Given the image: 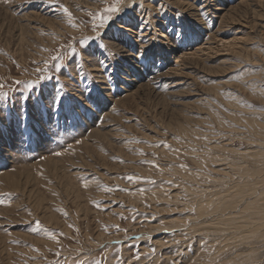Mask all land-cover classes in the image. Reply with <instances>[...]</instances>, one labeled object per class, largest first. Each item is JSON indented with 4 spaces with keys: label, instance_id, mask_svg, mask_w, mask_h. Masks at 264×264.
Listing matches in <instances>:
<instances>
[{
    "label": "rangeland",
    "instance_id": "374dc122",
    "mask_svg": "<svg viewBox=\"0 0 264 264\" xmlns=\"http://www.w3.org/2000/svg\"><path fill=\"white\" fill-rule=\"evenodd\" d=\"M0 85V264H264V0H0Z\"/></svg>",
    "mask_w": 264,
    "mask_h": 264
},
{
    "label": "snow or ice",
    "instance_id": "6c2138e0",
    "mask_svg": "<svg viewBox=\"0 0 264 264\" xmlns=\"http://www.w3.org/2000/svg\"><path fill=\"white\" fill-rule=\"evenodd\" d=\"M109 21H111V20H109ZM109 23V22H108ZM143 36V35H142ZM155 38V37H154ZM56 60H59V57L57 56L56 58H55ZM41 71H43V69H41ZM48 78V76H45L42 80H44V79H47ZM41 80H37V81H29V82H27L26 83V87L27 88H31L33 85H35V84H38L39 82H40ZM16 83L17 84H20V83H24L23 81H16ZM0 87H2V85H0ZM7 95V93H4V92H0V96H6Z\"/></svg>",
    "mask_w": 264,
    "mask_h": 264
},
{
    "label": "bare ground",
    "instance_id": "6f19581e",
    "mask_svg": "<svg viewBox=\"0 0 264 264\" xmlns=\"http://www.w3.org/2000/svg\"><path fill=\"white\" fill-rule=\"evenodd\" d=\"M122 27H124V26H122ZM259 177V176H258ZM233 195V194H232ZM259 196V195H258ZM263 197V196H262ZM224 198V197H223ZM255 198V197H254ZM262 202V201H261ZM259 205V204H258ZM221 207V206H220ZM212 210V209H211ZM242 210V209H241ZM210 212V211H209ZM262 216V215H261ZM260 217V216H259ZM218 218V217H217ZM225 219H227V218H225ZM231 219V218H230ZM229 222V221H228ZM236 223V222H235ZM246 223V222H245ZM241 228V227H240ZM245 228V227H244ZM243 228V229H244ZM257 229V228H256Z\"/></svg>",
    "mask_w": 264,
    "mask_h": 264
}]
</instances>
